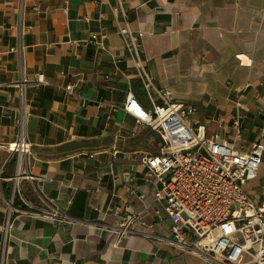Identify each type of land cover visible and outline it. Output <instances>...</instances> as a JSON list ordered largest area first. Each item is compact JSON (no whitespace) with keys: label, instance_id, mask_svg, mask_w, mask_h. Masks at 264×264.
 Instances as JSON below:
<instances>
[{"label":"crops","instance_id":"crops-1","mask_svg":"<svg viewBox=\"0 0 264 264\" xmlns=\"http://www.w3.org/2000/svg\"><path fill=\"white\" fill-rule=\"evenodd\" d=\"M121 28L143 34L156 89L197 108L196 134L241 153L261 136L264 0H0V264H207L167 242L172 221L143 164L161 140L123 109L129 94L150 112L164 102L143 88ZM21 43L22 56L11 51ZM21 63L26 166L7 151L20 131ZM261 166L246 186L258 204Z\"/></svg>","mask_w":264,"mask_h":264},{"label":"built area","instance_id":"built-area-1","mask_svg":"<svg viewBox=\"0 0 264 264\" xmlns=\"http://www.w3.org/2000/svg\"><path fill=\"white\" fill-rule=\"evenodd\" d=\"M23 7V6H22ZM126 48L133 54L141 70L143 88L162 98L163 104L154 111L144 109L129 94L123 109L137 123L151 128L161 140L159 154L146 155L143 164L160 186L154 199L172 221L167 242L204 258L207 264H264V204L248 195L246 186L260 174L264 158V130L254 142L250 153H241L226 140L215 136L205 139L188 126L197 112L193 105L174 102L172 94L157 90L154 79L143 67L142 33L121 28ZM23 29L18 36L23 38ZM98 40V36L93 38ZM103 46L102 42L99 43ZM22 56L23 44L11 48ZM119 60H117V63ZM21 119L17 138L7 145V151L18 157L19 163L29 165L32 144L26 129V84L21 63ZM36 85H49L39 74ZM73 85L66 87L72 93ZM153 101V98H152ZM17 188L14 189V194ZM14 202L12 199L11 207ZM56 215V214H55ZM9 215L5 232L12 228Z\"/></svg>","mask_w":264,"mask_h":264},{"label":"rangeland","instance_id":"rangeland-1","mask_svg":"<svg viewBox=\"0 0 264 264\" xmlns=\"http://www.w3.org/2000/svg\"><path fill=\"white\" fill-rule=\"evenodd\" d=\"M158 147H160V146H158ZM161 149V148H160ZM160 149H159V151H160ZM159 151H158V153H159Z\"/></svg>","mask_w":264,"mask_h":264}]
</instances>
